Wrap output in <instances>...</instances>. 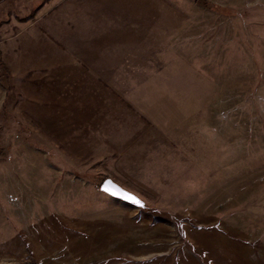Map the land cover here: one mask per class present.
<instances>
[{
    "label": "rangeland",
    "instance_id": "374dc122",
    "mask_svg": "<svg viewBox=\"0 0 264 264\" xmlns=\"http://www.w3.org/2000/svg\"><path fill=\"white\" fill-rule=\"evenodd\" d=\"M209 1L0 0V264H264V0Z\"/></svg>",
    "mask_w": 264,
    "mask_h": 264
},
{
    "label": "water",
    "instance_id": "95a60500",
    "mask_svg": "<svg viewBox=\"0 0 264 264\" xmlns=\"http://www.w3.org/2000/svg\"><path fill=\"white\" fill-rule=\"evenodd\" d=\"M99 190L115 200L141 210H145L148 207L137 195L124 189L122 186L111 180V178H105L99 185Z\"/></svg>",
    "mask_w": 264,
    "mask_h": 264
},
{
    "label": "trees",
    "instance_id": "16d2710c",
    "mask_svg": "<svg viewBox=\"0 0 264 264\" xmlns=\"http://www.w3.org/2000/svg\"><path fill=\"white\" fill-rule=\"evenodd\" d=\"M194 1L197 5L203 7L206 10L213 11L217 14H221L227 17H233L237 13V11L234 10L232 7H222V6L211 3L209 0H194ZM105 178L107 177L99 178V181L102 182ZM97 179L98 178H96V181ZM111 179L120 181L121 182V184L119 183L120 186H123V184L125 183L122 179H117L116 176H111ZM125 184L127 185V183ZM146 210L147 212H152V213L156 212L154 208L149 207V206L147 207Z\"/></svg>",
    "mask_w": 264,
    "mask_h": 264
}]
</instances>
